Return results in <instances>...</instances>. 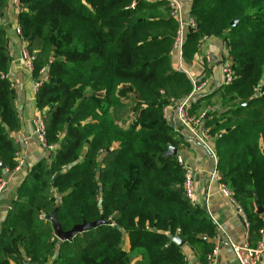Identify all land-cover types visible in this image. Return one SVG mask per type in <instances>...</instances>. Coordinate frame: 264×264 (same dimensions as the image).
Instances as JSON below:
<instances>
[{"label":"trees","instance_id":"obj_1","mask_svg":"<svg viewBox=\"0 0 264 264\" xmlns=\"http://www.w3.org/2000/svg\"><path fill=\"white\" fill-rule=\"evenodd\" d=\"M132 1L19 0L33 78L45 75L36 104L53 151L17 189L0 229V264H185L176 236L205 263L217 228L186 200L176 157H162L181 142L164 109L192 89L171 65L179 24L164 2L130 8ZM5 4L0 0V17ZM189 16L195 27L185 30L184 62L205 37L221 38L227 48L231 81L209 94L222 111L209 113L203 126L219 183L243 210L254 246L264 225L255 204L264 210V0H192ZM9 62L0 27V182L3 170L17 167ZM124 85L130 88L122 91ZM201 99L192 102L191 116ZM55 209L63 231L100 216L106 224L59 242L48 220Z\"/></svg>","mask_w":264,"mask_h":264},{"label":"crops","instance_id":"obj_2","mask_svg":"<svg viewBox=\"0 0 264 264\" xmlns=\"http://www.w3.org/2000/svg\"><path fill=\"white\" fill-rule=\"evenodd\" d=\"M182 6L183 19L188 23L191 18L189 11L192 0H178ZM14 0H6L0 17V27L7 35V48L10 57L7 77L14 84L13 95L15 108L19 117V126L11 135L18 147L16 156L17 167L12 172L2 171L0 191V229L16 192L30 169L40 160L48 158L50 149L42 146L35 134L33 120L37 116L35 79L32 70L22 57L25 42L21 39L18 25L19 8ZM188 27H185V30ZM228 52L225 42L218 37H205L198 41L191 60L184 62L181 58L176 61V54H171V65L175 70L183 72L190 79L202 78L206 83L202 96L207 99L213 91L223 85L222 64L227 60ZM204 98V97H203ZM198 100V99H197ZM205 104V100L197 105V111ZM164 116L173 122L172 129L181 142L178 146L179 155L184 164L193 172L192 205L202 208L217 228V234L209 241L212 248L218 247L215 264H238L233 256L229 243L242 247L248 242L247 226L243 218L237 214V206L232 204L220 192L219 182L212 178L214 163L205 147L189 140L187 133L178 126L173 105L164 109ZM211 138V149L214 150ZM185 264H202L197 254L185 244L181 247ZM210 252V251H209ZM205 264V263H204ZM258 264H264V255Z\"/></svg>","mask_w":264,"mask_h":264},{"label":"built area","instance_id":"obj_3","mask_svg":"<svg viewBox=\"0 0 264 264\" xmlns=\"http://www.w3.org/2000/svg\"><path fill=\"white\" fill-rule=\"evenodd\" d=\"M139 1H147V2H164L168 5L170 15L178 22L179 30L176 34L173 50L177 52L178 59L181 60V48L183 43V32L185 31V27L194 28L195 23L190 20L188 23L184 22L183 19V12L181 8V4L178 0H133L130 4V8H133L135 4ZM14 5L18 8L19 0H14ZM17 32L19 30L17 29ZM22 57L26 61H28L29 66L32 65L34 57L30 55L28 52L23 51ZM231 68L229 61L226 60L223 64L222 70V77H223V85H227L231 81ZM7 78V76H5ZM192 89L190 93L185 96L184 98L178 100L177 102L173 103V110L176 116L178 126L181 130H184L189 137V140L198 143L205 147V150L209 153L213 163L214 168L211 172L212 178L216 179L219 182V174L215 168L216 165V157L214 155L213 150L211 149V137L207 134V130L204 128V118L205 115L202 114L200 116H191L189 111L192 106V102L196 99L197 95L205 88L206 83L202 82V80H194L190 79ZM40 86V82L35 83L34 90L37 92ZM11 87V82H10ZM34 130L36 137L39 143L42 146H46L45 144V136H46V126L44 121V116L41 112H37V116L33 120ZM49 149H51L49 147ZM177 163L181 166L183 170V181H182V190L186 200L192 203V184H193V172L192 170L187 167L181 156L178 155L176 157ZM220 192L221 194L226 197L232 204H235L232 193L230 189L221 183H219ZM3 188V183L0 182V191ZM236 205V204H235ZM237 206V205H236ZM237 214L243 218L245 225L247 226V222L243 216V212L239 206H237ZM39 219H43V215H39ZM259 240L254 246H250L249 243H246L242 247H238L229 243V247L233 256L235 257L238 264H258L262 256L264 255V225L259 230ZM218 254V247L214 246L210 252L206 254L205 257V264H215Z\"/></svg>","mask_w":264,"mask_h":264},{"label":"water","instance_id":"obj_4","mask_svg":"<svg viewBox=\"0 0 264 264\" xmlns=\"http://www.w3.org/2000/svg\"><path fill=\"white\" fill-rule=\"evenodd\" d=\"M237 20H233L232 22H230V26H234L236 24ZM245 104H241L240 106H243ZM170 126L173 129L174 125L173 122L170 121ZM179 155V151L174 148V147H168L167 150L164 152V154L162 155L163 158H168V157H176ZM0 169H3V165L0 162ZM57 176L53 179L52 181V187L55 186V180H56ZM256 204V210L257 213L260 215L264 212L263 209H261V207L258 205L257 201H255ZM56 212L57 209H55L51 215L49 216V222L52 226V231L53 234L55 236V238L59 241V242H70L73 240V238H75L77 235L82 234L84 232H88L94 228H97L101 225L106 224V221L104 220V218L102 216L99 217L98 220L90 222V223H86V222H82L81 224H77L74 225L71 229L67 230V231H63L59 225V223L57 222L56 219ZM172 242L174 244H176L178 247H182L184 245V242L178 237H174L172 239Z\"/></svg>","mask_w":264,"mask_h":264},{"label":"rangeland","instance_id":"obj_5","mask_svg":"<svg viewBox=\"0 0 264 264\" xmlns=\"http://www.w3.org/2000/svg\"><path fill=\"white\" fill-rule=\"evenodd\" d=\"M135 7V6H134ZM133 7V8H134ZM181 8H182V6H181ZM178 32V31H177ZM184 34H185V31L183 32V38H184ZM24 51H26V50H24ZM27 52V51H26ZM173 52L176 54V56H177V58H176V61L178 60V55H177V52L175 51V50H173ZM33 57H34V55H32ZM24 61H25V63H26V65L28 66V67H30L31 68V70H32V65L31 66H29V63H28V61H26L25 59H24ZM181 60H179V62H180ZM224 64V63H223ZM223 64H222V70H223ZM43 71V70H42ZM42 71H41V73H42ZM43 75L42 76H40V79H39V81H35V83H37V82H40V80L41 79H43L44 78V73H42ZM9 82H11V89L13 90V87H14V84H13V82L11 81V80H9L8 79V77L6 78ZM194 80H202V82H204V80L201 78H197V79H194ZM128 88H130V86H128V85H124V86H122V91H126ZM202 93H203V90L200 92V94L199 95H197V99H200V98H202V99H204L205 100V104H203L201 107H200V109H199V111H197V114L195 115V117L196 116H200V115H202V114H204L205 115V119L207 118V116H208V114L209 113H218V112H221L222 110H221V107L219 106V104H218V96L217 95H210V99H209V97L207 98V99H205L207 96H202ZM122 98H126L127 97V94L126 93H122L121 95H120ZM204 97V98H203ZM14 107H15V102H14ZM128 108V110H133V107L132 106H128L127 107ZM137 116H138V114H136V110H134V112L133 113H131V122H135L136 121V118H137ZM19 118V117H18ZM46 147H50L51 149H50V153H49V156H50V154H51V152L53 151V147L52 146H46ZM212 150H213V148H212ZM213 152H214V150H213ZM177 157V156H176ZM43 210V211H42ZM42 210L40 211V212H42V213H40V214H43V212H45V210H46V208H42ZM47 211V210H46ZM242 212H243V210H242ZM243 216H244V212H243ZM53 236H54V234H53ZM55 237V236H54ZM45 264H50V261L48 262V263H45Z\"/></svg>","mask_w":264,"mask_h":264}]
</instances>
